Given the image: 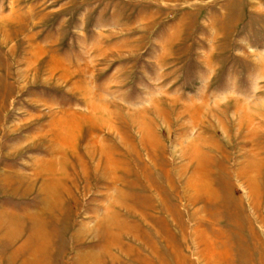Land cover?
I'll return each mask as SVG.
<instances>
[{
  "label": "rangeland",
  "instance_id": "1",
  "mask_svg": "<svg viewBox=\"0 0 264 264\" xmlns=\"http://www.w3.org/2000/svg\"><path fill=\"white\" fill-rule=\"evenodd\" d=\"M90 263L264 264V0H0V264Z\"/></svg>",
  "mask_w": 264,
  "mask_h": 264
},
{
  "label": "bare ground",
  "instance_id": "2",
  "mask_svg": "<svg viewBox=\"0 0 264 264\" xmlns=\"http://www.w3.org/2000/svg\"><path fill=\"white\" fill-rule=\"evenodd\" d=\"M192 146V145H191ZM193 149L192 150H194V147H192ZM196 150V149H195ZM108 164V163H107ZM109 166H111V165H109ZM109 166H106V168L105 169H107V170H109ZM98 168H100L99 166H98ZM105 171V170H104ZM197 176V175H196ZM198 179L197 180H199V177H197ZM195 180H196V178H194ZM191 180V179H190ZM190 180H189V182H190ZM194 182V181H193ZM197 183V182H196ZM189 185H191L192 186V189H194L193 188V185L195 186V184L193 183V185L192 184H189ZM198 185V184H197ZM90 264H92V263H90Z\"/></svg>",
  "mask_w": 264,
  "mask_h": 264
}]
</instances>
